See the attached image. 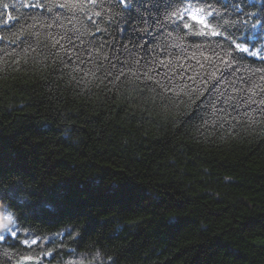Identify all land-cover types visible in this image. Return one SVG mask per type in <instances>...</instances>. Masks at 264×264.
Masks as SVG:
<instances>
[{"label":"trees","instance_id":"1","mask_svg":"<svg viewBox=\"0 0 264 264\" xmlns=\"http://www.w3.org/2000/svg\"><path fill=\"white\" fill-rule=\"evenodd\" d=\"M103 2L111 24L87 19L88 0H0V187L13 193L19 217L17 236L0 242V264L20 256L47 264L75 257L82 264H264V115L245 99L250 84H264V73L251 71L264 61L248 56L228 76L233 84L209 83L215 108L201 106L191 119L198 100L146 87L144 77L85 75L101 62L88 60V49L107 41L102 53L112 57V46L127 44L134 68L137 52L175 65L190 54L176 44L205 38L184 30L175 40L170 29H157L144 49L159 51L146 53L125 37L152 25L148 13L146 25L136 19L143 9L130 17ZM255 2L250 10L258 12L264 0ZM73 3L84 10L61 6ZM165 71L171 75L160 67L157 78ZM215 88L226 89L223 98ZM256 91L253 99L264 97ZM218 108L236 117L232 127ZM33 238L30 248L18 242Z\"/></svg>","mask_w":264,"mask_h":264},{"label":"snow or ice","instance_id":"2","mask_svg":"<svg viewBox=\"0 0 264 264\" xmlns=\"http://www.w3.org/2000/svg\"><path fill=\"white\" fill-rule=\"evenodd\" d=\"M108 2L115 4L117 7L122 6L123 11L128 12L130 17L137 9H143V12L138 13L136 19L144 21L146 25L144 12H147L152 18V25H155V28H152V25L140 28L132 27L131 34L125 37L132 43L133 48L144 49V43L147 42L145 37L154 38L157 29L160 32L170 29L167 33L168 37L175 40H183L181 33L187 30L185 35L204 37L205 41L201 43L193 42L183 46L176 44V47H181V51L187 49L190 54L179 57L175 65L173 61L165 62L161 60L158 55H154L149 61L146 56H141L137 52L136 55L139 58L135 59V64L140 65V67L135 68L129 60V57L132 56V49L128 48L127 44L120 47L112 46L109 51H112L113 56L110 57L106 53H102L107 41H101L94 48L90 47L88 49V60H92L93 55H95L101 58V62L94 66L95 70L90 69L85 75H91L95 79L98 78L96 71L103 70V76L109 77L112 76V70H115L117 74L112 76L113 80H119L121 76L127 77L129 75L135 76L137 79L144 77L146 87L150 86L148 82H151V84H155L162 89L164 93L171 92L177 97L181 95L188 97L189 104H193L198 100L199 103H195L191 119L200 117L201 106H207L211 102L212 107L215 108L213 92L207 89L209 83H219L223 80L226 83L233 84L235 81H228V76L238 71L239 69L235 66L245 61L248 56L264 61V7H261L258 12L251 11L250 9L257 8L255 0H137L135 7H133L130 0H108ZM61 6L78 8L81 11L85 7L83 3ZM3 7L7 9L9 5L4 4ZM87 7L91 12L90 15H87L88 20H92L93 17L103 18L109 20V24H111L112 21L106 15L108 9L103 0H88ZM221 8L224 11H221ZM8 19H12L11 15L8 16ZM150 28H152L151 31ZM120 30L123 31V29ZM96 31L107 32L108 29H102L99 25H96ZM172 33H176V36L173 37ZM92 34L95 35L94 32ZM213 37L219 39L212 40ZM0 39H3V37H0ZM61 39H64V37L61 36ZM68 40L69 43H74L71 37H68ZM58 44H60V40H55L53 46ZM61 47L64 46L61 45ZM158 51V49L152 48L144 49L146 53H157ZM75 55L77 59L80 58L79 52H75ZM122 56L124 59H121ZM141 60L145 61L144 65H141ZM103 61H108V65L105 66ZM117 61L119 66H117ZM160 67L172 70L171 75L168 71H165L163 80L158 79V68ZM125 68H127V71H125ZM174 68H178L179 71L173 70ZM251 71L255 76L258 73H264V68H256ZM177 76L179 77L178 80L176 79ZM237 79L240 78L237 77ZM260 80L264 81V74L260 75ZM244 82L249 83L248 80ZM201 85L204 87H201ZM256 89L264 93V84H250L246 91L250 92L251 96H247L245 99L248 105H260L262 108L260 115H264V97L259 100L253 99L257 95ZM233 90L240 91V88L236 87ZM205 91H208L207 96L204 95ZM224 91L226 89L215 88L218 97L223 98ZM232 99L231 96L226 98L227 101ZM231 107L235 108L236 105L233 104ZM216 111L225 113L220 119L227 122L229 127H232L229 117L231 119H236V117H233L231 112H226L224 108H218ZM237 122L239 123V120ZM2 184L3 178L0 177V185ZM14 199L15 197L11 191L5 192L0 187V242H4L9 237L15 238L19 230V217L13 211V208L17 206L12 203ZM71 234L70 232L69 235ZM18 242L29 248L37 244L35 238ZM5 255L11 254L6 252ZM40 255L50 256L51 252L45 251ZM39 258L40 256H20L16 264L37 261Z\"/></svg>","mask_w":264,"mask_h":264},{"label":"rangeland","instance_id":"3","mask_svg":"<svg viewBox=\"0 0 264 264\" xmlns=\"http://www.w3.org/2000/svg\"><path fill=\"white\" fill-rule=\"evenodd\" d=\"M83 260L80 259V258H73L71 260H69L68 262H64V263H61V264H82ZM35 264H47L44 260H37L34 262Z\"/></svg>","mask_w":264,"mask_h":264}]
</instances>
